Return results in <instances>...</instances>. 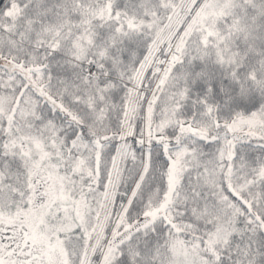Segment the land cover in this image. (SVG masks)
Segmentation results:
<instances>
[{
  "label": "snow or ice",
  "instance_id": "obj_1",
  "mask_svg": "<svg viewBox=\"0 0 264 264\" xmlns=\"http://www.w3.org/2000/svg\"><path fill=\"white\" fill-rule=\"evenodd\" d=\"M0 264H264V0H0Z\"/></svg>",
  "mask_w": 264,
  "mask_h": 264
}]
</instances>
